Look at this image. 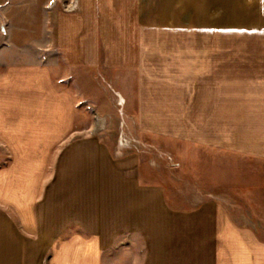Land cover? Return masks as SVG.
<instances>
[{
	"label": "rangeland",
	"instance_id": "1",
	"mask_svg": "<svg viewBox=\"0 0 264 264\" xmlns=\"http://www.w3.org/2000/svg\"><path fill=\"white\" fill-rule=\"evenodd\" d=\"M75 1L0 0V72L44 65L56 14ZM246 1L138 0L143 11L128 36L143 37L144 50H175L143 57L142 88L129 66L117 71L101 59L71 70L48 58L54 84L74 95L79 132L39 164L30 226L17 204L0 202L15 225L9 240L30 247L33 264L61 252L74 264H216V228L227 221L264 243V57L247 56L264 50L248 26L263 10ZM216 30L224 38L211 43ZM218 43L222 58L197 56ZM215 61L224 80L202 91L201 62ZM254 65L257 73H245Z\"/></svg>",
	"mask_w": 264,
	"mask_h": 264
},
{
	"label": "crops",
	"instance_id": "2",
	"mask_svg": "<svg viewBox=\"0 0 264 264\" xmlns=\"http://www.w3.org/2000/svg\"><path fill=\"white\" fill-rule=\"evenodd\" d=\"M246 3L263 10L259 25H248L253 27L249 40H264V0L243 2L244 5ZM142 9L138 0H76L71 8L56 14L53 41L55 49L43 55L44 65L9 64L0 72V202L13 206L17 204L18 217L23 219L25 226H30L33 216L27 202L31 200V188H35L41 180L39 164L46 163L47 155L54 148L55 154H63L65 142L79 132L75 128L78 119L74 95L54 84L46 66L48 58L52 55L61 58L71 70L80 67L94 68L100 64L101 59H104L105 67L117 71L129 66L135 68L136 83L142 88L146 78L141 73L145 64L143 57L175 56V50H144L143 37L139 40L137 34L128 36L133 31L132 28L138 27ZM152 24L153 22L149 25ZM222 31L216 30V39H211V43L223 40ZM233 36L234 34L231 38ZM216 48L217 50L209 51L210 55L206 50H199L197 56L203 62L210 57L222 58L220 54L223 51L219 50V43ZM250 52L252 51L249 50L247 54L250 58L264 57V50L258 51V55ZM147 65L154 67V61H147ZM200 68L201 75H204L201 79L202 91L212 88L207 82L215 86L223 82V76H220L224 74L223 66L218 61H215L212 68L203 66L201 62ZM249 68L251 70L248 69L245 73H257L255 65ZM261 71L264 73V69ZM208 74L210 77L211 74L215 75L210 82L207 81ZM249 79L256 80L255 76ZM259 79L264 87V78ZM209 96L218 97V93H211ZM202 99L205 102L208 93H202ZM124 102L125 99L121 100V103ZM27 172L31 178L28 181V178H24ZM22 178L23 183H18ZM20 185L22 188H19ZM0 219L3 220L0 221V264H33L30 247L26 248V245L22 246L8 238L7 234L15 233L14 230H9L15 229L14 221L10 220L13 217L3 211ZM216 239L221 242L216 243V264H264V243L258 241L251 231L238 228L227 221L224 227L217 226ZM50 264H74V258L71 254L61 252L56 254Z\"/></svg>",
	"mask_w": 264,
	"mask_h": 264
},
{
	"label": "bare ground",
	"instance_id": "3",
	"mask_svg": "<svg viewBox=\"0 0 264 264\" xmlns=\"http://www.w3.org/2000/svg\"><path fill=\"white\" fill-rule=\"evenodd\" d=\"M121 100H122V101H124V99H123V98H122Z\"/></svg>",
	"mask_w": 264,
	"mask_h": 264
}]
</instances>
